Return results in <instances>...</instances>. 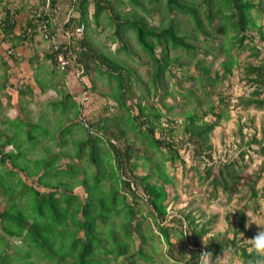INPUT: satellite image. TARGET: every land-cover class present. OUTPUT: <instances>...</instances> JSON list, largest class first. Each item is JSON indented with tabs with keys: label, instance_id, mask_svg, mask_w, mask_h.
Returning <instances> with one entry per match:
<instances>
[{
	"label": "trees",
	"instance_id": "16d2710c",
	"mask_svg": "<svg viewBox=\"0 0 264 264\" xmlns=\"http://www.w3.org/2000/svg\"><path fill=\"white\" fill-rule=\"evenodd\" d=\"M201 1L206 5L203 11H199L197 4L188 0H165L164 7L170 13L175 11L187 17L186 23L182 22V24L184 27H190L191 33L196 39L201 34L209 35L214 32L223 35L227 40L226 46L228 47L224 46L221 49L226 55V58L220 62L223 68L221 76L218 73L211 75L209 67L203 61L194 64L199 74L196 78L197 81L204 83L207 80L209 81L208 84L213 86L231 75L233 61L231 57H228L229 50L244 48L243 43L249 38L247 29L253 26H249L251 21L248 18V13L255 8V5L249 0ZM52 2V7L56 11L55 0ZM89 3H93L92 18L95 23L104 12L112 13L110 14L112 20L117 19V16L112 12V5L109 1L75 0L72 2L69 0L66 13L71 10V14L63 28L68 29L73 34L68 49L75 55L76 63L70 70L82 66L83 73L79 77L73 74L75 79H86L88 83L93 71L98 75L105 74L108 79H115L113 98L118 102L123 101L120 96L125 95L127 89L124 83L130 81V72L124 67V64L121 65L105 55L86 37L85 27ZM3 5L5 2L0 0V15L2 13L0 35H2L3 40L10 41L14 37L16 21L14 20V13L8 8L2 7ZM162 16L164 18V15ZM215 20L216 23H214ZM58 24L62 25V22H58ZM36 26V20L32 17L28 18L25 29L18 36L27 37L29 31L35 33ZM77 27H82V32L79 35L75 32ZM118 27L132 30L140 50L149 56L152 69L150 82L153 84L155 92L157 87L154 83L160 80L172 61L182 67L179 58L170 59L167 57L166 47L168 45L182 50L188 56V64H191L189 54L194 53L196 47L186 40L181 30L174 24V20L166 21L164 26L156 29L147 26L143 18L133 17V19H124ZM229 33H233V35L229 36ZM117 35H119L118 31ZM261 38L264 39L263 34ZM157 47L161 48L159 57L155 55ZM209 50L205 49L204 54H209ZM250 51L251 56L255 58L260 53L255 46H252ZM245 68L244 78L248 83L255 86V89L249 97L240 100L239 103L246 108L262 109L264 108V60L258 65L247 63ZM91 83L92 86L90 83L88 86L82 83L81 94L69 93L63 96L64 99L61 100V103L65 116L69 113V111L66 113L65 108L71 105V109H75L78 117L84 102L81 100L79 103L77 97L83 95L86 101L94 88V81ZM188 92L187 104L192 105L197 97L194 91ZM126 104L124 100L122 102L123 108H127ZM161 115L163 114L156 111L151 116L152 119L146 116L144 120L140 121L141 126L148 123L144 131L140 132L141 138L155 150H166L168 161L173 162V157H177L173 145L160 137L156 138L154 135ZM208 115H211L214 120L206 121L205 117ZM138 118L140 117L137 115L134 120ZM220 120L221 115L215 113V108L211 104L207 106V111L203 112L202 115H199L196 110H189L185 113L182 120V132L187 141L194 145L193 148L197 147L201 150V152L197 150V154L210 151L209 137L218 127ZM95 123L96 134H93V142L96 145L92 146L89 155H87L86 149L92 142V139L89 142L92 135L86 133L87 129H84L85 140L76 143V149L72 155H66L64 151L54 155L49 149L45 150L48 161L41 164L44 173L35 182L39 188H34L32 185L25 187L24 193L20 196L21 198L25 196V199L22 200V206H24L27 201L26 190H33L37 201V213L39 214V218L35 219L36 221L30 223L29 219L26 221L23 216L18 215L16 218L10 217L12 214L2 213L5 218L8 216L9 219H13V222L16 221L17 227L16 231L12 228H6V226L1 227V229L4 230L6 236L20 239L21 248H18L17 252L11 256L7 253L11 245L9 243L4 244L0 249L2 251L0 264L13 262L40 264L42 260H45L46 264H114L113 262L118 261L121 257L120 264H125V262L137 264L136 261L129 258L131 254L149 262L151 259L146 255L145 246L152 241L151 228L146 224L145 217H137L139 209L136 205L142 200H145L151 209L152 220L157 229L158 237L163 240L169 251L176 252L174 245L170 242V228L165 225L168 213L165 204L167 193L164 186L170 182V178L164 172V165H155L150 168L146 175L137 176L134 172L137 168L135 161L138 159V155L133 151L135 145L129 144L123 138L125 134L123 129L117 126L115 127L117 133H114L110 131L107 121L98 119ZM172 123L174 124V122ZM63 132V136L71 133L66 128ZM103 136L108 139L110 150L105 148L100 154L98 143L103 142ZM136 150L138 152V148ZM3 157L0 161L3 160ZM61 159H68L66 169L60 168L58 162ZM85 159L87 163L84 162ZM261 172H264V168L260 169ZM260 173L247 183L248 197L253 200L261 199L264 205V185L259 190L256 189ZM44 175L45 180H42ZM205 177L211 179L212 197L217 196L219 188L222 193L229 197L238 194L236 185L240 178L238 168L233 162L222 164L216 172H213L212 167H206ZM77 188L83 191L85 197L80 196L75 191ZM13 194L19 196L21 193L18 191L13 192ZM244 197L245 195L239 194V198ZM9 199L12 202V196H8ZM60 199L62 200L60 201ZM74 203H76L75 206ZM9 207L10 211L13 210L12 203ZM43 210H47L45 225ZM236 216L238 222L230 224L233 234L231 239L214 236L203 247H201L200 242L207 232L205 227L199 226L190 213L185 215L182 220L179 218L177 225H179L180 233L182 234L183 226L187 223L189 238L192 240L190 244L193 248L188 257L182 254L178 259L171 255L174 264H198V255L205 251L212 253L213 264L217 256L223 251L236 254L241 259L242 264H264V256L258 254L253 248L248 252L244 246H237V236L244 231L243 227L246 220L241 210L236 212ZM42 222L43 225H41ZM30 236L31 239H28ZM135 238L138 240L136 246ZM248 246L251 247L252 245L249 244ZM23 247L26 248L23 249ZM33 254L37 261L31 260Z\"/></svg>",
	"mask_w": 264,
	"mask_h": 264
},
{
	"label": "rangeland",
	"instance_id": "374dc122",
	"mask_svg": "<svg viewBox=\"0 0 264 264\" xmlns=\"http://www.w3.org/2000/svg\"><path fill=\"white\" fill-rule=\"evenodd\" d=\"M104 1L111 3L112 12L117 16V19L112 20L110 15L112 13L104 12L99 16L97 23H95L92 18L93 3H89L85 35L105 55L121 65L124 64V67L129 70L130 81L124 83L127 90L123 97L120 96V99L125 100L127 103V108H123V101L118 102L113 98L115 79H108L105 74L98 75L93 71L89 77L90 85L94 81L92 92H90L86 101L83 95L77 97L79 103H81V100L84 102V106H81L82 109L79 110L78 117L74 108L64 116L63 107H59L58 113L60 117L55 124L48 126L40 123L38 128L33 129L30 133L26 132V134L38 137L35 142L40 140L43 135H47L49 139L55 136L61 143L62 147L59 148L58 146L51 147L49 145L50 142H47V146L42 149L43 154L40 164L43 160L48 161L45 153L46 149L53 153L64 151L66 155H72L74 149H76V143L85 140L84 129H87L86 133L88 135H92L89 139V142L91 139L92 142L86 149V153L89 155L92 146L96 145L93 142V134H96L94 125L98 119L107 121L110 131L114 133H117L115 132V127L119 126L125 133L123 138L129 144H133L138 148V152L135 147V150H133L138 155V159L135 161L137 168L134 173L137 176H144L150 168L163 164L165 167L164 172L170 178V182L164 186L167 193L165 204L167 205L168 213L165 225L170 228V242L174 245L176 252L169 251L163 240L158 237L157 229L153 224L151 209L145 203V200H142L136 205L139 209L137 217H145L146 224L151 228L152 241L145 246L146 255L151 260L145 262L143 258H138L131 254L129 258L132 261H136L137 264H174V259L171 255L178 259L182 254L188 257L193 246L190 244L192 241L189 238L190 234L185 236L186 233H189L187 223L183 226L181 234L177 220L179 218L182 220L189 213L199 226L203 225L207 230L200 242L201 247H203L214 236L231 239L233 234L231 233L232 227L230 224L238 222L236 212L241 210L246 221L243 227L244 231L237 236V246H244L249 252L253 247L248 246L251 244L248 240L264 229L263 201L261 199H250L247 188V183L250 179L256 177L260 173V169L264 168V108H246L241 106L239 102L249 97L255 89V86L248 83L244 78L245 66L247 63L258 65L264 60V39L261 38V35H264V0H249L255 5V8L248 13V18L251 21L249 26L253 25L247 29L249 38L244 41V48L229 50L228 57H231L233 61L231 75H228L213 86H210L207 80L204 83L197 81L198 79L196 78L199 74L194 64L198 61H203L209 67L211 75L218 73L221 76L223 68L220 62L226 58L225 53L221 49L224 46L228 47L226 46L227 40L223 35L213 32L209 35L201 34L196 39L191 33L190 27H184L182 24V22L186 23L187 17L175 11L171 13L166 11L164 7L165 0ZM188 1H193V3L197 4L199 11H203L206 7L201 0ZM4 2L5 5L2 7L12 11L14 18L18 17V29L20 28V30L25 28L26 20L36 15L43 4V0H3ZM259 2L261 3L259 4ZM162 15H164V18ZM0 17H2V13ZM133 17L143 18L147 26L156 29L164 26L166 21L174 20V24L181 30L186 40L196 47V51L189 54L191 64H188V56L182 50L173 48L170 45L166 47L167 57L170 59L179 58L182 67L172 61L160 80L154 83L155 87H157L156 92L150 82L152 69L149 56L140 50L132 30L118 27L119 23L124 21V19H133ZM216 22L215 20L214 23ZM117 31L119 35H117ZM28 33L33 35L31 31ZM232 35L233 33H229V36ZM252 46H255L260 51L257 58L251 56L250 48ZM160 49V47L155 49L156 57L160 56ZM205 49H210V52L208 51L209 54H204ZM54 68L56 69V67ZM70 78V81H72V86L70 87L73 94H81L82 83L86 86L89 85L86 79H75V76ZM188 91H194L197 97V100L195 99L192 105L187 104ZM209 104L213 105L216 114L221 115V120L218 127L210 134V151H205L204 154L199 155L196 151L201 152V150L197 147L193 148L194 145L188 142L183 135L182 120L185 113L189 110H196L199 115H202L203 112L207 111ZM156 111L163 115L158 119L159 124L154 130V135L156 138L160 137L173 145V149L177 154V157L172 156L173 162L168 161L166 150H155L149 147L141 138L140 132L144 131L148 123L141 126L140 121L144 120L146 116L152 119L151 116ZM137 115L140 118L134 120ZM67 120L72 123L67 124ZM205 120L213 121L214 118L208 115ZM65 128L70 130L71 133L63 136ZM107 140L106 136H103V142L98 143L100 154L105 148L110 150ZM54 148L56 149L55 151ZM67 161L68 159H61L58 162L61 169H66ZM84 162L87 163L86 159ZM229 162H233L238 168V176L240 178L236 185L238 194L229 197L222 193L219 188L217 196L212 197L211 179L205 177L206 167H212L213 172H216L222 164ZM21 164L22 168L27 167L26 164ZM17 178V176L12 178L9 176L5 179H0V185L5 184L6 186V189L4 188L5 190L3 189L4 191L2 190V192L7 194L5 195L6 198L1 199L0 207L3 208L4 214H12L10 217L14 216L16 218L20 215L26 221L29 219L28 221L32 223L36 221V218H39L37 201L33 190H26L27 201L22 206V200L25 199V196H22V198L20 196L24 193V187L20 189L21 194L19 196L13 194V192H16L17 182L15 180ZM42 180H45V175ZM263 185L264 172H261L256 183V189L259 190ZM32 187L39 188L35 183L32 184ZM10 188L13 189L9 191ZM75 191L80 196L85 197L81 189L77 188ZM239 194L245 195V197L241 199ZM8 196H12V202L10 199L8 200ZM11 203L13 210L11 209L10 211L9 206H11ZM75 205L76 203H74ZM43 212L45 214V225L47 222V210H43ZM2 215L0 212V249L4 244L9 243L11 246H9L7 253L12 256L17 252L18 248H21V240L17 237L5 235L1 227L6 226V228H12L16 231L17 226L16 221L13 222L12 218L9 219L8 216L5 218ZM41 225H43V222ZM29 238L31 239V236ZM135 240L136 246L138 240L137 238ZM25 248L23 247V249ZM223 253H227L224 258ZM217 259H222L220 264H242L241 259L236 254L227 251H223L217 256ZM31 260L37 261L34 254L31 256ZM121 260L122 257L113 263L120 264ZM11 264L20 263L13 262ZM40 264H46V261L42 260Z\"/></svg>",
	"mask_w": 264,
	"mask_h": 264
},
{
	"label": "crops",
	"instance_id": "0c3cea01",
	"mask_svg": "<svg viewBox=\"0 0 264 264\" xmlns=\"http://www.w3.org/2000/svg\"><path fill=\"white\" fill-rule=\"evenodd\" d=\"M68 2L69 0H55L59 23L65 20ZM14 20V37L9 41L3 40L0 35V147L5 150L3 160L0 161V179L17 176L15 190L20 192L22 187H29L37 182L44 173L41 164L45 160L41 164L40 161L42 149L47 146V142H50L51 147H62L55 136L49 139L47 135H43L35 142L38 137L26 132L30 133L38 128L40 123L48 126L56 123L60 117L58 108L63 107V96L73 94L70 77L74 74L73 71H56L48 45L33 32V35L29 34L27 37L18 36L25 28L18 29V17ZM9 49L16 55H8ZM65 109L67 113L71 110V105ZM60 152L51 151V154L57 155ZM21 163L27 167L22 168ZM4 188L6 189L5 184L0 185V201L7 195L2 192ZM0 212H4L2 207Z\"/></svg>",
	"mask_w": 264,
	"mask_h": 264
},
{
	"label": "built area",
	"instance_id": "2783aa9c",
	"mask_svg": "<svg viewBox=\"0 0 264 264\" xmlns=\"http://www.w3.org/2000/svg\"><path fill=\"white\" fill-rule=\"evenodd\" d=\"M53 0H44L38 13L31 16L36 20L37 26L35 32L39 37L48 44L52 49L53 62L59 72H68L76 63L75 55L68 49L73 34L68 29H64L63 25L70 17L71 10L66 13L65 20L62 25L58 24L56 11L52 7ZM74 2L75 0H71ZM75 32L79 35L82 27H77ZM8 55L13 54L11 50L7 51ZM83 73L82 66L75 68V76L79 77ZM5 150L0 147V159L4 156Z\"/></svg>",
	"mask_w": 264,
	"mask_h": 264
},
{
	"label": "clouds",
	"instance_id": "9594fccd",
	"mask_svg": "<svg viewBox=\"0 0 264 264\" xmlns=\"http://www.w3.org/2000/svg\"><path fill=\"white\" fill-rule=\"evenodd\" d=\"M44 1V0H43ZM63 23V22H62ZM36 33V32H35ZM37 34V33H36ZM39 36V35H38ZM41 39V38H40ZM42 40V39H41ZM43 41V40H42ZM44 42V41H43ZM46 43V42H44ZM47 44V43H46ZM48 45V44H47ZM48 49L50 51V55H51V61H52V64L54 65V62H53V53H52V49L49 48L48 46ZM11 50V49H9ZM12 51V50H11ZM13 52V51H12ZM13 55H16L14 52H13ZM55 67V65H54ZM58 71V70H57ZM70 71H73V73L75 74V70H70ZM59 72V71H58ZM60 73H67V72H60ZM258 226V225H257ZM259 227V226H258ZM262 229V228H261ZM189 233H186L185 236H187ZM242 235V234H241ZM251 244H252V247L253 249L258 253L260 254L261 256H264V229H262L261 231H259L252 239L248 240ZM227 255V253H223V258ZM199 257V261H198V264H213V261H212V253L211 252H202L200 255H198ZM222 258V259H223ZM222 259H217L215 261V264H220L221 260Z\"/></svg>",
	"mask_w": 264,
	"mask_h": 264
}]
</instances>
